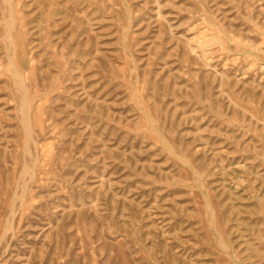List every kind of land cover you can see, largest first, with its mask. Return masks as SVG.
<instances>
[{
  "label": "rangeland",
  "instance_id": "rangeland-1",
  "mask_svg": "<svg viewBox=\"0 0 264 264\" xmlns=\"http://www.w3.org/2000/svg\"><path fill=\"white\" fill-rule=\"evenodd\" d=\"M0 264H264V0H0Z\"/></svg>",
  "mask_w": 264,
  "mask_h": 264
}]
</instances>
